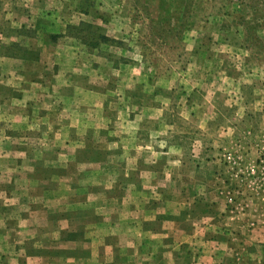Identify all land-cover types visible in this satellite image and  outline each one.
Listing matches in <instances>:
<instances>
[{"label":"rangeland","instance_id":"obj_1","mask_svg":"<svg viewBox=\"0 0 264 264\" xmlns=\"http://www.w3.org/2000/svg\"><path fill=\"white\" fill-rule=\"evenodd\" d=\"M47 72V80L57 75L56 92H94L81 100L102 103L108 122L82 128L85 147L57 169L59 182L81 188L97 181L92 165L105 169L107 188L95 199L106 200L105 211L124 186L155 184L164 216L185 235L171 234L153 264H264V0H0V192L28 185L38 206L27 209L25 193L13 192V203L0 193V223L7 219L12 238L25 235L17 220L31 211L46 221L94 217L66 210L80 193L43 196L52 176L42 162L25 175L33 168L25 149L48 136L34 126L44 99L26 91L41 87L35 82ZM56 96L44 103L65 120ZM94 232L83 231L91 241L79 255L95 246ZM56 245L44 252L66 251ZM6 249H22L17 264H25L36 248L28 239ZM2 250L0 243V264H10Z\"/></svg>","mask_w":264,"mask_h":264},{"label":"crops","instance_id":"obj_2","mask_svg":"<svg viewBox=\"0 0 264 264\" xmlns=\"http://www.w3.org/2000/svg\"><path fill=\"white\" fill-rule=\"evenodd\" d=\"M42 65L44 66V64ZM46 69L48 68H45V70ZM49 74L50 73L47 72L44 76L39 75L37 77L35 83L41 87L34 91H26L32 93L35 98L40 97L44 99L42 103L43 111H41V116L35 121L34 126L36 129H39V127L47 129L48 136L34 140L30 143V146L25 149V151L29 150L33 152V156H30L31 158L28 156L27 159L28 165L32 163L33 168L30 167L28 172L26 170L25 175L28 173L35 175L37 171L35 170L36 164L42 162L45 167H49L50 176H52L49 180V187L44 188L41 186V188H39L43 196L49 193L52 197L57 199L58 194L62 193V191L69 193L72 197L80 193L81 198L69 203L70 206L66 208V210L70 212L72 210H81L85 212L91 210L95 218L92 217L90 221L83 213V215L76 218L72 215H70V217L64 216L61 218L56 216L46 221V219L41 218V215L37 213L35 215V211H31L21 216V221L18 222L17 220V227L19 229L17 234L21 235L20 232H22L25 235L13 238V235L7 234L9 223L6 222V219L0 223V243L3 244V249H5L2 250V252L9 254L11 258L10 264H17V257L22 255V249L19 250L18 253L15 251L11 254L6 251V247L11 244L15 245L20 243L22 240L30 239L33 240L36 249L28 254L25 264H80L82 261H89L92 264H153L151 262L155 255H164L163 249L168 248L169 245L166 244L172 239L171 234L178 237L185 235L183 227L173 221V219L170 220L164 216L166 212L163 210L164 201H162V197L160 196L161 191H157L154 187L155 184H152L151 181L146 179L141 181V185L129 184V187H126L127 189L124 186L123 191H125V196L123 194V196L119 195V198H111V200H114L113 203H111L113 208L108 211H105V199L103 201L100 199L95 201L100 193L105 192L107 188L103 180L106 175L105 169L100 170L98 165L88 164L92 165L93 172H91V174L92 176L96 175L94 177H96L97 181L86 182L87 184L81 188L77 186V189H75V186H72L68 180H60L59 182L57 169H66L67 166L75 160L76 151L85 147L86 138L83 136L85 132H83L82 128H99L108 122L103 116L104 108L102 103H93V100L88 102L81 100L84 96L96 99L97 97L94 92L73 89V92L69 96L59 91L56 92L53 90V84L57 81V75H52V80H47L46 77L49 76ZM55 95H57L56 98L58 97L63 103V107L65 108L63 110L69 111V115L66 116L65 120L58 119V117L54 119L51 114L53 112L50 108L51 106H46L44 103L46 101L49 102L48 98H55ZM93 95L95 96L93 97ZM78 98H80V100H78ZM68 103L71 105L69 109L66 106ZM21 121H23L25 126L28 124L31 125V120L29 121L28 117H23ZM60 124L64 127L61 128ZM59 129L65 130L67 135L63 138L58 137L56 132ZM70 131L73 132L71 136L68 135ZM35 151L40 152L36 153ZM134 166L135 167L130 170L134 171L138 168L137 165ZM129 173H125L124 175H128ZM143 173L148 175L151 174L149 171ZM121 174V172H117L116 176ZM140 176H142L141 171ZM59 185L60 187H58ZM100 185H102L100 190L95 188H100ZM18 188L15 187L12 191L5 190L0 192L5 195L2 198L3 201L13 203L11 202V195L13 196V192H18V194L25 193L26 198H22L21 201H26L28 204L27 209L35 210L38 206H35L36 204L31 200L30 192L32 188L28 185H24V187L19 186ZM109 188H111V186ZM119 188L123 187L120 186ZM95 190L97 192H94ZM152 193L154 197L151 196ZM141 194H145V197L139 200L137 196ZM155 196L157 198H155ZM52 197L50 198L54 200ZM45 206L46 205H43L41 209L43 210ZM22 207L23 204H17L16 206V208ZM48 224L49 226H47ZM88 227L95 228V232L92 235H95L94 240L96 243L95 246H91L90 244L88 248H85V255H79L78 252L83 249L80 245L91 241V238H88L86 233H83ZM169 229H173V231L171 232ZM76 232H78L81 237L72 238L68 236ZM179 233L180 235H178ZM64 235L65 237H63ZM20 238L21 241L17 240ZM48 238L51 240V243H46L45 240ZM172 241L175 242L174 240ZM43 244H45V246H43ZM48 244L49 246L55 245V247H57L56 244H64L66 251L59 252L53 247L49 248L54 249L53 251L45 253L44 251L48 250L45 249Z\"/></svg>","mask_w":264,"mask_h":264},{"label":"trees","instance_id":"obj_3","mask_svg":"<svg viewBox=\"0 0 264 264\" xmlns=\"http://www.w3.org/2000/svg\"><path fill=\"white\" fill-rule=\"evenodd\" d=\"M224 15V14H223Z\"/></svg>","mask_w":264,"mask_h":264}]
</instances>
